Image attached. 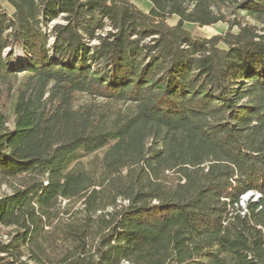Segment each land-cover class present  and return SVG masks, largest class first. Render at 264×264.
I'll list each match as a JSON object with an SVG mask.
<instances>
[{
	"label": "trees",
	"instance_id": "1",
	"mask_svg": "<svg viewBox=\"0 0 264 264\" xmlns=\"http://www.w3.org/2000/svg\"><path fill=\"white\" fill-rule=\"evenodd\" d=\"M147 1L0 0V264H264V0Z\"/></svg>",
	"mask_w": 264,
	"mask_h": 264
},
{
	"label": "rangeland",
	"instance_id": "2",
	"mask_svg": "<svg viewBox=\"0 0 264 264\" xmlns=\"http://www.w3.org/2000/svg\"><path fill=\"white\" fill-rule=\"evenodd\" d=\"M133 1L140 10L142 11L148 10L149 3L147 0H133ZM226 29H227V26L225 24L218 23L210 27L197 28L194 31L196 34H200L201 36L210 37L213 35L223 34L226 31ZM9 192H10V189L8 187L6 186L0 187V195L8 194ZM242 204L244 203L242 202ZM0 232L3 233L4 230L2 229ZM0 239H5V236L0 235Z\"/></svg>",
	"mask_w": 264,
	"mask_h": 264
},
{
	"label": "water",
	"instance_id": "3",
	"mask_svg": "<svg viewBox=\"0 0 264 264\" xmlns=\"http://www.w3.org/2000/svg\"><path fill=\"white\" fill-rule=\"evenodd\" d=\"M251 196H252V193H248L247 195H245V196L242 198V202L244 203V202L247 201Z\"/></svg>",
	"mask_w": 264,
	"mask_h": 264
}]
</instances>
